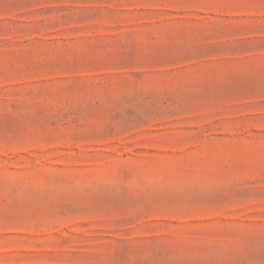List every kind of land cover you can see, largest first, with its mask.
Masks as SVG:
<instances>
[{
    "label": "rangeland",
    "instance_id": "374dc122",
    "mask_svg": "<svg viewBox=\"0 0 264 264\" xmlns=\"http://www.w3.org/2000/svg\"><path fill=\"white\" fill-rule=\"evenodd\" d=\"M0 264H264V0H0Z\"/></svg>",
    "mask_w": 264,
    "mask_h": 264
}]
</instances>
